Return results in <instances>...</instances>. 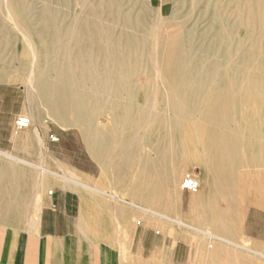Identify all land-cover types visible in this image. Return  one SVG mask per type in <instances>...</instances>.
Instances as JSON below:
<instances>
[{"label": "rangeland", "instance_id": "obj_1", "mask_svg": "<svg viewBox=\"0 0 264 264\" xmlns=\"http://www.w3.org/2000/svg\"><path fill=\"white\" fill-rule=\"evenodd\" d=\"M0 151L264 235V0H0Z\"/></svg>", "mask_w": 264, "mask_h": 264}, {"label": "crops", "instance_id": "obj_2", "mask_svg": "<svg viewBox=\"0 0 264 264\" xmlns=\"http://www.w3.org/2000/svg\"><path fill=\"white\" fill-rule=\"evenodd\" d=\"M16 158L0 152V264H264V235L197 233L121 188Z\"/></svg>", "mask_w": 264, "mask_h": 264}, {"label": "built area", "instance_id": "obj_3", "mask_svg": "<svg viewBox=\"0 0 264 264\" xmlns=\"http://www.w3.org/2000/svg\"><path fill=\"white\" fill-rule=\"evenodd\" d=\"M30 125V121L27 117L21 116L18 117L16 121V126L19 129L27 128ZM53 141H57L56 137H52ZM181 189L187 192H196L199 188L198 180L190 174L184 175L180 183Z\"/></svg>", "mask_w": 264, "mask_h": 264}, {"label": "bare ground", "instance_id": "obj_4", "mask_svg": "<svg viewBox=\"0 0 264 264\" xmlns=\"http://www.w3.org/2000/svg\"><path fill=\"white\" fill-rule=\"evenodd\" d=\"M150 2V1H149ZM165 6H161L160 7V10L161 11H164L165 10ZM28 117V116H27ZM29 118V117H28ZM30 119V118H29ZM26 134V133H25ZM16 135V134H15ZM26 139V138H25ZM0 152H2V151H0ZM3 154H6V155H8V156H12L11 154H9V153H7V152H2ZM17 159V158H16ZM21 162H25V163H27V164H29V162H27V161H25V160H23V159H19ZM33 165H35V164H33ZM35 167V166H34ZM198 183H199V181H198Z\"/></svg>", "mask_w": 264, "mask_h": 264}]
</instances>
